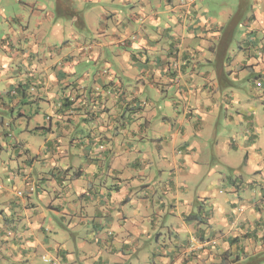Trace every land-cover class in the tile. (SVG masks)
I'll use <instances>...</instances> for the list:
<instances>
[{
	"label": "crops",
	"instance_id": "obj_1",
	"mask_svg": "<svg viewBox=\"0 0 264 264\" xmlns=\"http://www.w3.org/2000/svg\"><path fill=\"white\" fill-rule=\"evenodd\" d=\"M45 1L100 40L1 32L0 264H264V0Z\"/></svg>",
	"mask_w": 264,
	"mask_h": 264
},
{
	"label": "rangeland",
	"instance_id": "obj_2",
	"mask_svg": "<svg viewBox=\"0 0 264 264\" xmlns=\"http://www.w3.org/2000/svg\"><path fill=\"white\" fill-rule=\"evenodd\" d=\"M19 1L20 0H0V35L2 34L1 32L10 31V28H11L10 26H12L13 29H15V30L20 31L21 30L20 25H22V27H24L26 31L28 30L27 29L29 26L28 23L31 19H33V17H32L33 12L32 11H34L31 4L36 3V2H35V0H22V1L27 3L26 5H24L23 3H20ZM71 1H72V5H73L71 8L73 10H76V12L80 11L81 14H86L90 11V13L87 14V17L94 15L93 8L97 9V7L92 6V3L90 2V0H71ZM92 1H93V5H95V3L97 5L98 0H92ZM136 1L137 0H135V2ZM201 1L202 0H196L195 5L196 4L199 5L201 3ZM254 2H255V0H248V3L250 5H255ZM210 3H211L210 12H209L210 16L213 17L214 19H217V21L222 20L223 22H227L229 17H230L229 14L231 12L236 14L239 11V7H238L239 0H210ZM44 6L48 7L47 11L49 13L53 12L55 15L50 16L51 17L50 18L51 24H49V27H44V31L40 30V32H42L40 36L47 37L48 42L51 43V45L54 49L56 48L58 51H62L63 49H65V47L75 48L80 43H86L88 45L89 44L95 45L96 42L100 40V39H98L97 33L88 34L87 32L79 31L77 28L73 29V30H69L70 26H71L70 25V18H68V16L66 17L63 13H60L57 10L56 6H54V5L49 6L47 4V1H45V0H40L39 3H36L34 8L36 7V11L37 10L39 11V10H42L44 8ZM108 9L110 10L109 5H108ZM119 9L122 10V8H119ZM2 12L4 14H2ZM44 14H48V13L45 12ZM2 15L3 16L5 15L6 17L2 18ZM21 16H22L23 20H20ZM60 26H61V30H59ZM91 28H94V26H91ZM249 29H250V27H247V26H245V24L242 23L239 25V34H241V33L246 34L247 32H249ZM33 30H35V29L33 28V26H31L29 31L32 32ZM71 32L78 34L79 37L78 38L73 37ZM87 65H88V63H87ZM84 70H86V67ZM84 70H80V72H82ZM28 91H29V93L34 95V92L31 89H29ZM250 91L251 90H249L248 95L251 94ZM256 92L259 94L260 93L263 94V92L260 89H259V91L257 90ZM170 99H171V97L168 98V96L164 95L163 97H161L158 100L159 106L162 108L161 112L164 114H166V113L171 114L172 113V111H169V109H172V106L169 104ZM16 117H17V115H16ZM212 144H213V142L210 143V147H212ZM209 149L211 150V148H209ZM217 154L221 155V152L218 151V149L216 150L215 155H217ZM226 172H228V169L226 170ZM197 190L198 189L193 190L192 195L197 194ZM38 263H41V262H38Z\"/></svg>",
	"mask_w": 264,
	"mask_h": 264
},
{
	"label": "built area",
	"instance_id": "obj_3",
	"mask_svg": "<svg viewBox=\"0 0 264 264\" xmlns=\"http://www.w3.org/2000/svg\"><path fill=\"white\" fill-rule=\"evenodd\" d=\"M196 0H183V3L185 4H193ZM45 262L49 263V264H61L58 262V260H52L51 258H44Z\"/></svg>",
	"mask_w": 264,
	"mask_h": 264
}]
</instances>
